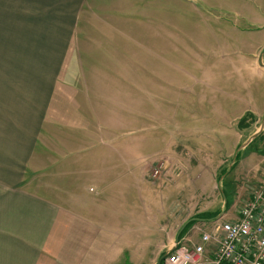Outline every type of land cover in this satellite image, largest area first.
<instances>
[{
    "label": "rangeland",
    "instance_id": "1",
    "mask_svg": "<svg viewBox=\"0 0 264 264\" xmlns=\"http://www.w3.org/2000/svg\"><path fill=\"white\" fill-rule=\"evenodd\" d=\"M82 5L71 54L80 55L85 47L91 57L100 52L107 73L102 84L81 80L78 87L90 95H77L91 98L93 116L87 121L107 146L96 149L94 142L72 158L92 151L88 157L108 163L92 165L98 176L83 166L87 179L79 166H67L72 175L54 186L66 212L70 195L85 199L102 193L125 232V244L132 252L140 249L133 262L155 264L171 251L187 220H198L180 240L191 248L202 244L198 235L211 229L212 213L234 218L261 183L264 127L245 143L264 117V73L257 66L264 48V0H84ZM5 83L0 81L3 89ZM246 111L248 126L239 128ZM98 114L104 122L96 121ZM106 121L113 129L99 128ZM46 182L26 180L25 186L39 191ZM47 197L56 199L53 190ZM23 223L14 220L12 231L20 232Z\"/></svg>",
    "mask_w": 264,
    "mask_h": 264
},
{
    "label": "crops",
    "instance_id": "2",
    "mask_svg": "<svg viewBox=\"0 0 264 264\" xmlns=\"http://www.w3.org/2000/svg\"><path fill=\"white\" fill-rule=\"evenodd\" d=\"M82 3L0 0V81H6L4 89L0 86V264H134L140 251L132 252L125 244V232L112 217L114 209L100 198L102 193L85 199L70 195L66 212L61 209L62 192L53 182L72 175L67 166L77 165L79 172L85 166L90 176H98L92 174V165L108 163L107 158L88 157L92 151L72 158L94 142L96 149L107 146L87 121L93 116L91 98L77 95H90L78 87L81 80L96 78L102 84L106 77L100 52L91 57L85 47L83 54H71L85 11ZM98 116L96 121L104 122ZM99 126L113 129L107 121ZM81 176L89 178L84 171ZM35 179L47 180L39 191L25 186L26 180ZM50 190L56 199L47 197ZM238 215L225 213L219 220L235 221ZM14 220L24 222L20 232L12 231ZM205 248L209 256L214 254L215 245Z\"/></svg>",
    "mask_w": 264,
    "mask_h": 264
},
{
    "label": "built area",
    "instance_id": "3",
    "mask_svg": "<svg viewBox=\"0 0 264 264\" xmlns=\"http://www.w3.org/2000/svg\"><path fill=\"white\" fill-rule=\"evenodd\" d=\"M202 244L187 248L181 242L167 253L162 264H264V174L251 199L231 222H214L201 233ZM215 245L212 256L205 244Z\"/></svg>",
    "mask_w": 264,
    "mask_h": 264
},
{
    "label": "water",
    "instance_id": "4",
    "mask_svg": "<svg viewBox=\"0 0 264 264\" xmlns=\"http://www.w3.org/2000/svg\"><path fill=\"white\" fill-rule=\"evenodd\" d=\"M263 58H264V48L261 50V52L259 53V55H258V57H257V66H258V68H260V69L263 71V73H264V60H263ZM263 127H264V117H262V119H261V125H260V129H259V131L255 132V133L251 136V138L247 140V143H245V146H247L250 142H252V140H254V139H255V138L261 133V130L263 129ZM222 197H223V203H224V205H225V197H224L223 194H222ZM222 216H223V212H221V213H220L218 216H216L213 220H214V221L219 220ZM192 221L196 222V221H198V220H196V219H190V220L186 221V222L181 226V228L179 229V231H178V233H177V235H176V237H175L174 245L177 243V241H178V237H179V234L182 232V230L184 229V227H185L187 224H189L190 222H192ZM164 257H165V255H162V257H160V258L157 260V262H156L155 264H160L161 261L164 259Z\"/></svg>",
    "mask_w": 264,
    "mask_h": 264
},
{
    "label": "trees",
    "instance_id": "5",
    "mask_svg": "<svg viewBox=\"0 0 264 264\" xmlns=\"http://www.w3.org/2000/svg\"><path fill=\"white\" fill-rule=\"evenodd\" d=\"M243 116H245V118L240 119L239 122H238V125L240 126L239 128H244V127H247V126H248V125H246V117H248V116H250V115H249L248 112H246ZM225 207H227V204H226V206H224V209H225ZM217 214H218V212H214V213H212V214L209 216V219L213 220V219L216 217ZM203 215H204V214H203ZM191 219H192V218H191ZM194 223H195V222L192 221V222H190L189 224H187V225L184 227V229L182 230V232L179 234L178 240H179V239L185 234V231H187V230L189 229V227L192 226ZM160 257H162V255H160L159 258H160ZM159 258H158V259H159ZM160 264H162V261H161ZM222 264H223V263H222ZM224 264H225V263H224Z\"/></svg>",
    "mask_w": 264,
    "mask_h": 264
},
{
    "label": "bare ground",
    "instance_id": "6",
    "mask_svg": "<svg viewBox=\"0 0 264 264\" xmlns=\"http://www.w3.org/2000/svg\"><path fill=\"white\" fill-rule=\"evenodd\" d=\"M174 247H175V246L173 245L172 250L174 249Z\"/></svg>",
    "mask_w": 264,
    "mask_h": 264
}]
</instances>
